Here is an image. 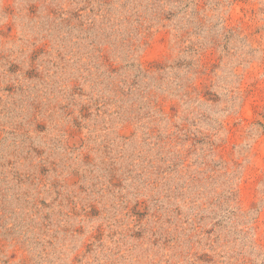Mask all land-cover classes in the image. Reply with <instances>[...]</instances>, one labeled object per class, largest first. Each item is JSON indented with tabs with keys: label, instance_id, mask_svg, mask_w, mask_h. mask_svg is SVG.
I'll return each instance as SVG.
<instances>
[{
	"label": "rangeland",
	"instance_id": "obj_1",
	"mask_svg": "<svg viewBox=\"0 0 264 264\" xmlns=\"http://www.w3.org/2000/svg\"><path fill=\"white\" fill-rule=\"evenodd\" d=\"M0 264H264V0H0Z\"/></svg>",
	"mask_w": 264,
	"mask_h": 264
}]
</instances>
